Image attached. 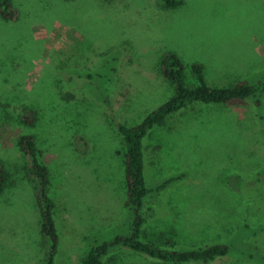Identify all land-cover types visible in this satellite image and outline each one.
<instances>
[{
	"label": "rangeland",
	"instance_id": "1",
	"mask_svg": "<svg viewBox=\"0 0 264 264\" xmlns=\"http://www.w3.org/2000/svg\"><path fill=\"white\" fill-rule=\"evenodd\" d=\"M14 3L19 20L0 16V161L15 175L0 194V264H44L29 160L17 146L29 133L51 171L56 263L80 264L91 242L129 227L115 121L140 123L172 96L160 72L167 51L192 81L194 62L216 86L264 78V0H185L178 10L158 0ZM33 108L38 125L20 124ZM263 115L250 102L198 103L148 135L149 183L185 175L150 204L146 241L177 249L226 242L231 256L212 264H264ZM108 264L177 263L118 250Z\"/></svg>",
	"mask_w": 264,
	"mask_h": 264
},
{
	"label": "trees",
	"instance_id": "2",
	"mask_svg": "<svg viewBox=\"0 0 264 264\" xmlns=\"http://www.w3.org/2000/svg\"><path fill=\"white\" fill-rule=\"evenodd\" d=\"M158 2L165 10H178L185 5V0H158ZM0 16L4 20H19L21 13L15 6L14 0H0ZM190 69L193 81L188 73V65L181 56L176 52L167 51L160 61V72L173 85L172 96L148 113L140 123L129 125L115 121L126 148L124 207L130 216L129 227L125 233L115 232L108 239L102 241L96 239L93 243L91 242L80 264H108L112 254L118 250H128L149 258L177 264H212L231 256V246L226 242L177 249L163 247L143 238L144 228L149 221L147 211L151 210L150 204L185 175L183 173L180 176L165 178L163 182L154 186L149 183L144 144L148 135L156 127L164 125L170 117L198 103L228 105L244 101L252 103L257 108H264V78L258 80L242 78L216 86L208 80L207 66L204 63L194 62ZM262 118L264 119V115ZM39 121L40 112L33 108L21 117L19 123L34 128ZM17 146L29 160L26 176L33 184L40 209L41 234L45 249L44 264H57L61 236L55 218L56 202L50 195L52 179L50 168L41 160L37 137L34 134L21 135ZM80 149L78 147V150ZM14 181L15 175L12 170L0 161V194L12 186ZM167 242L172 244L170 239H167Z\"/></svg>",
	"mask_w": 264,
	"mask_h": 264
}]
</instances>
